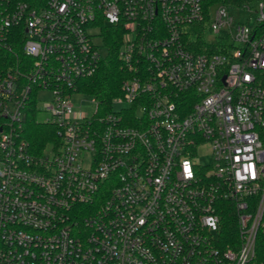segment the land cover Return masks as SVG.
Masks as SVG:
<instances>
[{"label": "built area", "instance_id": "obj_1", "mask_svg": "<svg viewBox=\"0 0 264 264\" xmlns=\"http://www.w3.org/2000/svg\"><path fill=\"white\" fill-rule=\"evenodd\" d=\"M253 7V26L234 22L231 10ZM111 31L119 95L92 97L94 113L81 114L72 97L86 95L108 54L93 37ZM0 46L13 55L0 67V264H255L264 0L232 9L208 0H0ZM33 123L51 128L43 151ZM204 144L211 164L199 167ZM232 212L227 243L221 228Z\"/></svg>", "mask_w": 264, "mask_h": 264}, {"label": "trees", "instance_id": "obj_2", "mask_svg": "<svg viewBox=\"0 0 264 264\" xmlns=\"http://www.w3.org/2000/svg\"><path fill=\"white\" fill-rule=\"evenodd\" d=\"M254 1L257 0H208V4H222L232 9ZM101 36H103V45L108 51L107 58L101 63L97 73L84 82L85 87L83 93L87 96L97 98L100 102H108L114 96L119 95V87L123 79L117 58L119 35L111 31L108 34H101ZM192 50L201 51L196 47L192 48ZM7 61L9 63L13 62V55L0 46V67H5ZM32 128L33 141L37 147L36 150L43 151L50 141V136L52 135L51 128L37 123H33ZM221 231L227 243L235 236L236 226L233 212L223 221ZM254 263L264 264V234L262 233H258L256 237Z\"/></svg>", "mask_w": 264, "mask_h": 264}, {"label": "rangeland", "instance_id": "obj_3", "mask_svg": "<svg viewBox=\"0 0 264 264\" xmlns=\"http://www.w3.org/2000/svg\"><path fill=\"white\" fill-rule=\"evenodd\" d=\"M254 8L255 7H253L252 12L233 9L230 11V14L233 16L235 23H242V24H247L248 26H253L255 24V16H256L254 13ZM215 10H216L215 6H213L210 9L211 16H213ZM93 43L97 46H102L103 44L101 39L98 37H93ZM100 50H101V54L105 55L104 49L101 48ZM43 96L48 97L47 94ZM72 102H73L74 110L80 112L81 114L92 115L95 111V105L92 102V96L75 94L72 97ZM125 106L127 105L125 104ZM121 108H123V106L119 104H114L111 106L112 111H118ZM37 119L39 121H43L45 119V116L41 114L37 117ZM193 162L195 165L199 167L208 166L211 164L210 149L208 145L204 144L198 149Z\"/></svg>", "mask_w": 264, "mask_h": 264}]
</instances>
